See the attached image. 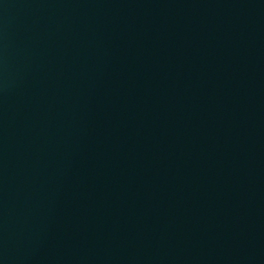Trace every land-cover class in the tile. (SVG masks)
I'll list each match as a JSON object with an SVG mask.
<instances>
[{
	"label": "water",
	"instance_id": "1",
	"mask_svg": "<svg viewBox=\"0 0 264 264\" xmlns=\"http://www.w3.org/2000/svg\"><path fill=\"white\" fill-rule=\"evenodd\" d=\"M0 264H65L8 0H0Z\"/></svg>",
	"mask_w": 264,
	"mask_h": 264
}]
</instances>
